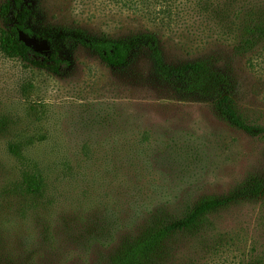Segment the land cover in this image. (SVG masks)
I'll return each instance as SVG.
<instances>
[{
	"label": "rangeland",
	"instance_id": "1",
	"mask_svg": "<svg viewBox=\"0 0 264 264\" xmlns=\"http://www.w3.org/2000/svg\"><path fill=\"white\" fill-rule=\"evenodd\" d=\"M36 1L50 30L152 34L168 65L205 61L228 83L172 84L144 49L112 70L69 42L64 75L0 52V264H114L148 226L220 199L166 238L162 264H264V134L216 109L229 96L264 128V0ZM25 174L42 175L39 193L17 187Z\"/></svg>",
	"mask_w": 264,
	"mask_h": 264
},
{
	"label": "trees",
	"instance_id": "2",
	"mask_svg": "<svg viewBox=\"0 0 264 264\" xmlns=\"http://www.w3.org/2000/svg\"><path fill=\"white\" fill-rule=\"evenodd\" d=\"M37 6L36 0H4L0 5V52L8 58L22 61L27 67L53 75L66 74L70 63L62 57L61 49L71 42L89 49L112 70L127 69L134 63L139 50L144 49L156 70L172 84L195 78L196 81H203L205 86L211 85V89H217L228 83L226 76L213 71L205 61L176 67L168 65L159 48V41L152 34L142 33L114 40L105 36H89L78 28L64 29L63 32L50 30L39 22ZM25 38L42 42L44 49L33 46ZM206 78L209 80L204 81ZM187 89L191 88L188 86ZM216 109L231 126L247 134H264V128L248 124L229 96L223 95L217 101ZM6 150L18 158L23 156L21 146L10 143ZM43 184L41 174H25L17 187L25 194L32 195L39 193ZM227 200L205 201L184 219L169 223L166 227L148 226L142 235L130 240L122 255L114 260V264H162L161 251L168 236L175 231L193 227L200 217L222 206ZM165 260H170V257L166 256Z\"/></svg>",
	"mask_w": 264,
	"mask_h": 264
}]
</instances>
